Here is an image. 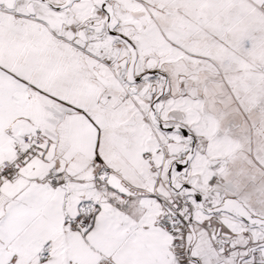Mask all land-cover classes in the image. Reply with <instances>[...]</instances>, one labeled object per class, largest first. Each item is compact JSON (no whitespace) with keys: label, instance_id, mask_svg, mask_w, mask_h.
I'll return each instance as SVG.
<instances>
[{"label":"snow or ice","instance_id":"1","mask_svg":"<svg viewBox=\"0 0 264 264\" xmlns=\"http://www.w3.org/2000/svg\"><path fill=\"white\" fill-rule=\"evenodd\" d=\"M0 264H264V0H0Z\"/></svg>","mask_w":264,"mask_h":264}]
</instances>
